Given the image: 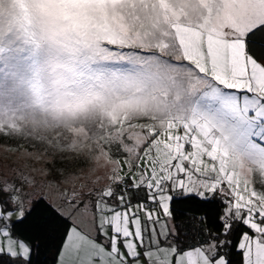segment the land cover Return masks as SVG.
Instances as JSON below:
<instances>
[{"label": "snow or ice", "instance_id": "snow-or-ice-1", "mask_svg": "<svg viewBox=\"0 0 264 264\" xmlns=\"http://www.w3.org/2000/svg\"><path fill=\"white\" fill-rule=\"evenodd\" d=\"M0 137L37 148L0 159V264L51 224L55 264H264V0H0Z\"/></svg>", "mask_w": 264, "mask_h": 264}, {"label": "trees", "instance_id": "trees-1", "mask_svg": "<svg viewBox=\"0 0 264 264\" xmlns=\"http://www.w3.org/2000/svg\"><path fill=\"white\" fill-rule=\"evenodd\" d=\"M259 39L257 43H259ZM191 94L190 97L186 100L187 109L194 101V95ZM186 109V110H187ZM0 138V142H1ZM143 193L140 196L134 195V201L136 199L142 198ZM173 211L175 215V225L180 229L182 233L184 232H194L196 229L202 228L205 225H202L199 219H193L194 215H204V212L201 211L199 214L196 213L193 206L189 203H185L184 201L178 199L173 205ZM50 212L44 211L43 206L37 209L35 213H33L32 218L26 222L25 224L20 226V230L24 232H37L38 229L34 227L35 224L45 225L48 221ZM219 212L211 214V218L208 223V227H215L217 221L215 220V216H218ZM59 235L60 231L58 230L57 224L48 225L46 230L42 233H39V240L37 241L39 244V251L35 258L36 264H55L57 249L59 247ZM231 258L234 261H238L240 259L239 256L235 254L233 251Z\"/></svg>", "mask_w": 264, "mask_h": 264}, {"label": "rangeland", "instance_id": "rangeland-1", "mask_svg": "<svg viewBox=\"0 0 264 264\" xmlns=\"http://www.w3.org/2000/svg\"><path fill=\"white\" fill-rule=\"evenodd\" d=\"M211 89V91H209ZM197 92L194 95V101L190 104V106L187 109V112L189 115H195L197 117L202 118H210L214 112L218 109H220L223 106V101L217 96L214 95V93H219V95H224V93L220 92L219 89L212 88L211 85L202 86L201 88L197 89L192 93V95ZM228 99L231 101V106H237L239 105L240 110L244 111L248 108V103H256L255 100L248 101L246 103V98L242 101L239 100L236 96L228 97ZM65 138H67V134L64 133ZM2 140L0 142V159H3L4 157H9L11 159H16V157L25 151L26 148L31 149L33 152L37 151V148H33L32 145L27 144L25 142H19L14 140H9L7 138L0 137ZM23 144V147L20 145ZM39 148H43V145L38 146ZM45 159L48 160L49 164H52L53 161L45 157ZM56 164H62L63 161L57 159L55 161ZM95 160L92 159L90 161L89 166L94 167L95 166Z\"/></svg>", "mask_w": 264, "mask_h": 264}, {"label": "crops", "instance_id": "crops-1", "mask_svg": "<svg viewBox=\"0 0 264 264\" xmlns=\"http://www.w3.org/2000/svg\"><path fill=\"white\" fill-rule=\"evenodd\" d=\"M254 100V99H253ZM248 101H251L252 102V100H248V99H246V103L248 102ZM249 104V106L248 107H255V105L257 104V102L254 104V103H248ZM135 202V201H134Z\"/></svg>", "mask_w": 264, "mask_h": 264}]
</instances>
